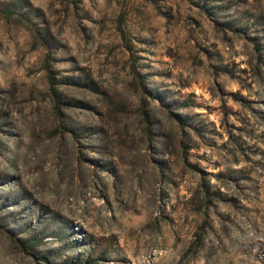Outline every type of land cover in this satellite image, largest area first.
Here are the masks:
<instances>
[{
	"label": "rangeland",
	"instance_id": "1",
	"mask_svg": "<svg viewBox=\"0 0 264 264\" xmlns=\"http://www.w3.org/2000/svg\"><path fill=\"white\" fill-rule=\"evenodd\" d=\"M0 264H264V0H0Z\"/></svg>",
	"mask_w": 264,
	"mask_h": 264
}]
</instances>
